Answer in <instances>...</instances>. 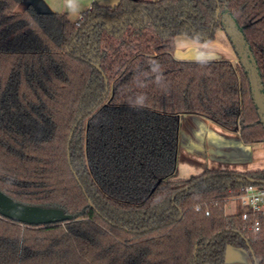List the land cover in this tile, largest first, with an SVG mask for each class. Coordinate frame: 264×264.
Returning a JSON list of instances; mask_svg holds the SVG:
<instances>
[{
    "label": "trees",
    "instance_id": "16d2710c",
    "mask_svg": "<svg viewBox=\"0 0 264 264\" xmlns=\"http://www.w3.org/2000/svg\"><path fill=\"white\" fill-rule=\"evenodd\" d=\"M218 9L243 34L264 94V0L93 3L77 21L0 0V191L71 216H0V264H225L229 248L264 264V231L247 230L242 210L225 215L249 181L264 187V170L177 180L184 116L264 143L237 52L235 64L174 56L179 36L214 40Z\"/></svg>",
    "mask_w": 264,
    "mask_h": 264
},
{
    "label": "crops",
    "instance_id": "0c3cea01",
    "mask_svg": "<svg viewBox=\"0 0 264 264\" xmlns=\"http://www.w3.org/2000/svg\"><path fill=\"white\" fill-rule=\"evenodd\" d=\"M121 0H26V5L34 6L41 13H66L72 21L80 19L83 12L93 3L115 6ZM218 46L209 47L194 43L189 39L176 38L175 53L179 59L203 58L206 55L235 61L230 42L222 32L218 33ZM206 170L245 173L264 170V143L245 145L238 131H227L214 122L188 115L181 119L180 150L178 156L177 180L199 176ZM237 212L242 207L237 199ZM228 205V204H227ZM226 205V207H227ZM225 215L232 216L234 214ZM225 264H254L247 251L229 248Z\"/></svg>",
    "mask_w": 264,
    "mask_h": 264
},
{
    "label": "water",
    "instance_id": "95a60500",
    "mask_svg": "<svg viewBox=\"0 0 264 264\" xmlns=\"http://www.w3.org/2000/svg\"><path fill=\"white\" fill-rule=\"evenodd\" d=\"M218 22H221L222 28L224 29L227 37L230 38L231 44L240 57V63L248 72V78L252 87L253 101L258 109L260 120L264 125V94L262 92V85L260 84L258 79V70L252 64L251 52L245 45L244 36L239 31L236 22L229 15L221 16L219 9L217 10L215 22L212 25V31L215 30ZM94 66L100 71V68L98 66ZM79 121H81V119H79ZM73 134L74 131L70 135L69 143L72 140ZM249 183L252 185L258 184L255 181H249ZM0 216L30 226L53 225L71 220V216L66 215L61 209L42 208L18 203L8 197L2 191H0ZM249 253L252 257H254V254L251 250Z\"/></svg>",
    "mask_w": 264,
    "mask_h": 264
},
{
    "label": "built area",
    "instance_id": "2783aa9c",
    "mask_svg": "<svg viewBox=\"0 0 264 264\" xmlns=\"http://www.w3.org/2000/svg\"><path fill=\"white\" fill-rule=\"evenodd\" d=\"M236 199L242 207L241 219L247 230L254 234L262 233L264 231V187L246 185ZM195 210L200 212L201 208L196 207ZM205 214L209 215V212Z\"/></svg>",
    "mask_w": 264,
    "mask_h": 264
},
{
    "label": "rangeland",
    "instance_id": "374dc122",
    "mask_svg": "<svg viewBox=\"0 0 264 264\" xmlns=\"http://www.w3.org/2000/svg\"><path fill=\"white\" fill-rule=\"evenodd\" d=\"M149 1H157V0H149ZM27 3V2H26ZM219 32H222L224 35H226V33H225V31H224V29L222 28V27H219L217 30H216V33H215V37H214V40L213 41H211V42H209V43H206V44H202V45H209V47H214L217 43H218V33ZM179 37H183L182 39H189V38H187V37H185V36H179ZM226 37H227V35H226ZM228 38V37H227ZM189 40H191V39H189ZM229 40V39H228ZM192 41V40H191ZM193 42V41H192ZM229 42H230V47H231V49H232V51H233V55L235 56V58H237V62H239V58H238V56H237V53H236V50H235V48L233 47V45L231 44V41L229 40ZM195 43V42H194ZM175 44H176V39H175ZM217 46H218V44H217ZM174 56L177 58V59H179L178 58V56L176 55V53H174ZM226 55H224V56H222V57H215V56H210V55H206L205 57H203V58H192V59H189V58H187V59H179V60H189V61H201V60H229V59H227V57H225ZM229 61H231V60H229ZM233 64H235V61H231ZM236 203H237V201H235V199H233V200H230L229 202H228V205H227V207H226V212L228 213V214H234L235 212H237V208H236Z\"/></svg>",
    "mask_w": 264,
    "mask_h": 264
}]
</instances>
